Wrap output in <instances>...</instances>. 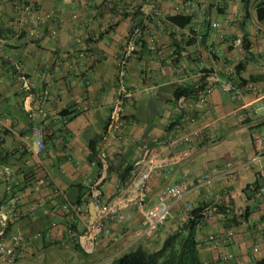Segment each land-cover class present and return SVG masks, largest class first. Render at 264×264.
<instances>
[{
    "label": "crops",
    "instance_id": "obj_1",
    "mask_svg": "<svg viewBox=\"0 0 264 264\" xmlns=\"http://www.w3.org/2000/svg\"><path fill=\"white\" fill-rule=\"evenodd\" d=\"M258 1L0 0V194L20 197L24 213L9 231L31 238L12 264H98L137 245L157 250L185 222L187 203L205 205L218 197L231 210L228 217L245 210L247 217L226 224L225 216L217 213L198 227L202 263L220 264L219 257L230 254L229 264H252L264 255V155L251 162V135L264 134V18L257 16ZM171 16H188L190 21L184 25V17L180 23ZM136 23L149 29L139 38L129 64L128 83L139 93L125 104L123 135L107 146L111 168L102 186L104 197L117 192L119 173L133 164L142 139L164 135L168 123L179 119L198 95L183 94V106L176 90L200 84L212 112L206 114L198 105L193 125L215 122L217 139L199 145L176 167L170 182L219 172L227 163L235 171L218 175L175 205L167 224L152 238L141 236V215L135 214L124 224L112 223V236H104L86 253L69 232H82L83 227L62 211V205L68 199L92 206L91 189L100 172L93 146L116 96L118 55ZM149 34L162 52L148 48ZM237 37L243 38L242 46L234 43ZM19 72L33 83L26 101ZM214 72L244 85L253 82L259 89H244L245 107L233 113L241 104L233 93L221 84L205 86L207 75ZM39 120L46 128L41 154L32 133ZM5 165L14 170L12 192L3 182ZM155 183L160 187L164 181L157 175ZM211 233L223 235L218 246L206 240ZM0 264L9 263L0 259Z\"/></svg>",
    "mask_w": 264,
    "mask_h": 264
},
{
    "label": "built area",
    "instance_id": "obj_2",
    "mask_svg": "<svg viewBox=\"0 0 264 264\" xmlns=\"http://www.w3.org/2000/svg\"><path fill=\"white\" fill-rule=\"evenodd\" d=\"M34 6L35 4L32 2L30 10ZM214 25L218 26L219 24L215 23ZM144 31L149 33V29L143 27L142 24H134L117 58L116 96L111 104L106 126L95 146L94 162L100 166V172L91 189L92 206L89 203L79 205L68 199L62 205V211L73 220L78 221L83 227L82 232H78L74 228H70L69 232L72 236L77 237L79 245L86 253L93 252L104 236H112V223L124 224L132 220L135 214L141 215L143 224L141 236L147 239L152 238L161 227L167 224L175 205L182 202L197 188L211 184L218 175L225 176L235 171L234 166L227 163L226 168L219 172L206 171L198 176L185 175L176 182H170L176 167L193 156L199 145L217 139L215 122L193 125L194 113L198 105L206 114L212 112L204 95L205 90L200 91L199 85L196 100L191 101V105L179 119L168 123L164 135L142 139L138 155L131 166L128 182L119 181L116 185L117 192L108 199L104 197L102 186L108 177L110 166L107 146L115 138L123 135L121 130L127 124L125 104L127 100L137 97L139 93L128 83V71L130 61L137 50V42ZM234 43L242 46L243 38L237 37ZM148 48L159 53L162 52L157 40L151 34H149ZM17 77L26 93V101L31 97L33 83L24 72H19ZM210 84H221L225 90L234 94L236 100L241 102L233 113L240 112L239 110L245 107V103H243L244 89H259L258 85L253 82L244 85L236 81L234 77L223 78L216 72L207 75L205 86L209 85L208 88H210ZM185 99V95L179 97V102L183 106ZM242 117L245 118V115ZM32 133L37 137V154H41L45 150L46 138V128L42 124V120L33 123ZM251 138L254 147L251 162L260 161L264 155V134L254 131ZM13 175V168L5 165L2 169V178L8 192H12L13 189ZM157 175L164 181L160 187L155 183ZM261 192L264 193V187L261 188ZM153 193H155L154 200L151 196ZM20 203V197L16 194L11 199L0 194V259L9 264L14 262L19 249L31 244V238L22 233L9 231L11 224L20 220L24 213ZM221 204V197L205 205L187 203L184 208L185 221L198 218V227H201L207 219L217 213H222L223 216L231 215L229 209H226V212L220 211ZM231 234L232 232L229 231L227 235ZM220 237L223 238V235L211 233L206 240L214 243V246H218L216 241ZM255 240L253 252L257 253L260 251V246L257 239ZM230 259V254L221 255L219 263L229 264Z\"/></svg>",
    "mask_w": 264,
    "mask_h": 264
},
{
    "label": "trees",
    "instance_id": "obj_3",
    "mask_svg": "<svg viewBox=\"0 0 264 264\" xmlns=\"http://www.w3.org/2000/svg\"><path fill=\"white\" fill-rule=\"evenodd\" d=\"M256 12L258 18H264V0L257 2ZM184 17L185 24L189 23L190 18L188 16H171V19L175 22H180L179 18ZM245 40V38H244ZM246 45V42H244ZM245 62H239L236 66L237 74H240ZM236 81L242 83L243 81L235 78ZM199 88H204L203 84H200ZM198 87L183 90H176V97L181 95H194L199 90ZM66 112H63L65 114ZM93 156L95 158V146H93ZM132 165H128L123 172L119 173L120 181L122 183L128 182L130 178V170ZM109 167V171H110ZM77 204L80 205V202ZM221 212H226L224 206H220ZM242 217H247V211L241 212V214L234 213L231 217L225 216L226 224L238 223V220ZM198 218L188 219L182 225H180L175 232L168 235L163 245L157 250H149L143 245H137L131 248L116 258L110 261L100 262L98 264H203L198 253V241L196 238L198 229ZM252 264H264V255L255 260Z\"/></svg>",
    "mask_w": 264,
    "mask_h": 264
},
{
    "label": "rangeland",
    "instance_id": "obj_4",
    "mask_svg": "<svg viewBox=\"0 0 264 264\" xmlns=\"http://www.w3.org/2000/svg\"><path fill=\"white\" fill-rule=\"evenodd\" d=\"M160 233H163V230H162ZM258 256H259V255H258Z\"/></svg>",
    "mask_w": 264,
    "mask_h": 264
}]
</instances>
